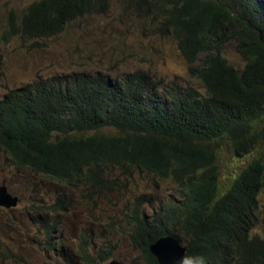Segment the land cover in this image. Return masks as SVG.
Returning <instances> with one entry per match:
<instances>
[{
  "label": "trees",
  "instance_id": "16d2710c",
  "mask_svg": "<svg viewBox=\"0 0 264 264\" xmlns=\"http://www.w3.org/2000/svg\"><path fill=\"white\" fill-rule=\"evenodd\" d=\"M110 1L35 0L21 15L9 12L5 35L37 43L76 19L105 14ZM131 1L172 38L197 85L141 70L121 79L86 71L36 77L0 95V147L14 165L89 193L115 183L105 177L109 167L125 184L133 172L154 182L169 178L177 191L172 201L147 212L138 197L128 207L131 243L146 264H158L148 246L167 234L208 264H264V240L251 234L259 208L264 212V160L251 157L224 191L217 165L225 143L236 157L264 148V0ZM229 40L241 68L222 53ZM51 208L66 214L67 195ZM40 221L58 250L52 233L61 220ZM79 256L95 264L86 247Z\"/></svg>",
  "mask_w": 264,
  "mask_h": 264
},
{
  "label": "rangeland",
  "instance_id": "374dc122",
  "mask_svg": "<svg viewBox=\"0 0 264 264\" xmlns=\"http://www.w3.org/2000/svg\"><path fill=\"white\" fill-rule=\"evenodd\" d=\"M32 1L0 0V95L36 77L70 71L100 72L121 79L128 72L141 70L165 82L197 85L172 38L159 33L156 20L137 13L131 0H111L105 14L76 19L57 35L37 43L5 35L9 12L21 15ZM222 53L229 64L243 66L233 40L222 46ZM253 156L264 160V148L259 145L253 155L240 157L234 156L226 143L217 150L221 191ZM105 177L115 183L105 182L91 193L87 187L70 189L60 180L14 165L0 147V185L18 199L15 206H0V264H82L81 247L93 255L95 264H108L112 259L146 264L131 243L128 207L140 197L142 208L151 212L159 204L172 201L176 187L169 178L154 182L136 172L125 184L126 179L111 167ZM62 193L69 199V210L55 216L51 207ZM262 197L260 193V204ZM56 218L61 223L52 240L58 241V250L47 243L40 226V219ZM256 222L251 234L264 240L262 208Z\"/></svg>",
  "mask_w": 264,
  "mask_h": 264
},
{
  "label": "water",
  "instance_id": "95a60500",
  "mask_svg": "<svg viewBox=\"0 0 264 264\" xmlns=\"http://www.w3.org/2000/svg\"><path fill=\"white\" fill-rule=\"evenodd\" d=\"M17 196L8 192L5 185H0V206L11 207L17 203ZM148 249L156 257L158 264H173L186 250L182 242L174 235H163L149 244ZM108 264H123L121 261L112 259Z\"/></svg>",
  "mask_w": 264,
  "mask_h": 264
},
{
  "label": "clouds",
  "instance_id": "9594fccd",
  "mask_svg": "<svg viewBox=\"0 0 264 264\" xmlns=\"http://www.w3.org/2000/svg\"><path fill=\"white\" fill-rule=\"evenodd\" d=\"M182 244H183V242H182ZM177 262H178V264H208L207 258L201 254H183L177 261H174L173 264H177Z\"/></svg>",
  "mask_w": 264,
  "mask_h": 264
},
{
  "label": "bare ground",
  "instance_id": "6f19581e",
  "mask_svg": "<svg viewBox=\"0 0 264 264\" xmlns=\"http://www.w3.org/2000/svg\"><path fill=\"white\" fill-rule=\"evenodd\" d=\"M160 202V201H159Z\"/></svg>",
  "mask_w": 264,
  "mask_h": 264
}]
</instances>
